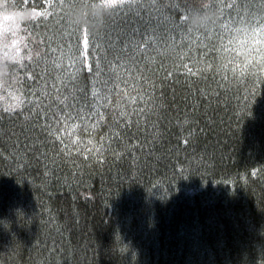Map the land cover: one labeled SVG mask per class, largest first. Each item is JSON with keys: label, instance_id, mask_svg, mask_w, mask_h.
<instances>
[{"label": "trees", "instance_id": "16d2710c", "mask_svg": "<svg viewBox=\"0 0 264 264\" xmlns=\"http://www.w3.org/2000/svg\"><path fill=\"white\" fill-rule=\"evenodd\" d=\"M8 2L36 14L22 36L59 27L63 13L49 5L60 0ZM212 2L225 6L222 19L264 14V0ZM121 19L139 26L134 14ZM80 47V78L90 84L97 53L83 39ZM201 51L210 50L194 55ZM153 67L159 134L143 118L121 124L117 138L102 127L93 136L110 147L100 157L66 151L43 115L34 123L27 112L5 114L13 101L0 91V264H264V73L188 80L170 61ZM19 75L25 92L42 83Z\"/></svg>", "mask_w": 264, "mask_h": 264}, {"label": "snow or ice", "instance_id": "6c2138e0", "mask_svg": "<svg viewBox=\"0 0 264 264\" xmlns=\"http://www.w3.org/2000/svg\"><path fill=\"white\" fill-rule=\"evenodd\" d=\"M105 5L110 12L99 31L71 18L79 7H95V0H60L50 4L49 7L63 13L58 18L59 27L37 40L20 35L18 23L14 25L15 31L8 25L0 27V39L4 33L12 37L4 46L15 48L21 56L10 70L9 89L13 91L9 95L13 102L4 108V113L12 116L27 112L25 121L34 123H39L43 115L49 122L45 126L49 136L65 144L66 151L70 144L77 154L100 157L110 145L93 136L98 129L107 128L109 136L117 138L121 124L131 127L139 124L141 118L145 124L151 123L153 134L158 135L157 125L150 117L156 115L159 119L160 105L148 91L154 87L153 65L157 61L162 68L165 61H170L173 69L187 73L188 80H207L217 74L226 80L228 73L233 80H243L249 74L264 73V14L251 19H222L225 6L212 0H105ZM210 9L217 14L213 24L207 29H193L190 15ZM141 11L147 13V19ZM31 14L26 24L37 20L36 14ZM122 14H134L139 18V26L126 24ZM15 15L3 12L0 18L7 22L14 20ZM40 16L50 17L51 13L45 11ZM24 31L27 34L26 28ZM237 34L242 38L236 39ZM82 39L89 55L93 50L97 53L95 61L89 63V74H95L90 84L80 78L84 63L80 55ZM214 40L219 43H213ZM203 49L210 51L194 55ZM210 52L216 53L212 60L208 59ZM42 65L43 75L38 76L35 69ZM20 72L31 73L34 81L40 79L42 83L25 92L27 79H22ZM84 136L89 138L84 141Z\"/></svg>", "mask_w": 264, "mask_h": 264}, {"label": "clouds", "instance_id": "9594fccd", "mask_svg": "<svg viewBox=\"0 0 264 264\" xmlns=\"http://www.w3.org/2000/svg\"><path fill=\"white\" fill-rule=\"evenodd\" d=\"M16 6L10 4L8 0H0V10L3 12H13L15 15L14 20H9L8 27L10 30L15 29V24H26L31 19V13L26 8L13 10ZM87 12V16L85 15ZM110 8L105 5V0H95V7H79L71 13L73 21L78 22L80 25H87L91 30L99 29L103 26V21L108 16ZM95 17V19H91ZM217 19V14L213 10L203 12L194 11L189 17V24L193 29H207ZM3 38L0 39V91H3L5 98H9L8 89L11 85L10 70L12 66L17 64L21 56L17 53L15 48H7L4 45L10 43V34H2ZM241 34H237L236 39H241ZM7 52L5 56L4 53Z\"/></svg>", "mask_w": 264, "mask_h": 264}]
</instances>
